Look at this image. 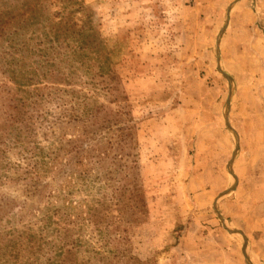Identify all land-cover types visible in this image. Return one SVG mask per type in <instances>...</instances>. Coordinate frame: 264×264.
<instances>
[{
    "label": "rangeland",
    "instance_id": "rangeland-1",
    "mask_svg": "<svg viewBox=\"0 0 264 264\" xmlns=\"http://www.w3.org/2000/svg\"><path fill=\"white\" fill-rule=\"evenodd\" d=\"M262 14L0 0V264H264Z\"/></svg>",
    "mask_w": 264,
    "mask_h": 264
},
{
    "label": "crops",
    "instance_id": "crops-1",
    "mask_svg": "<svg viewBox=\"0 0 264 264\" xmlns=\"http://www.w3.org/2000/svg\"><path fill=\"white\" fill-rule=\"evenodd\" d=\"M255 22L256 23H263L264 24V15L262 14V15H260V16H258V17H256V20H255ZM260 41L261 42H263V40L262 39H260ZM253 42L255 43L256 41L255 40H253ZM252 42V43H253ZM251 43V42H250Z\"/></svg>",
    "mask_w": 264,
    "mask_h": 264
}]
</instances>
